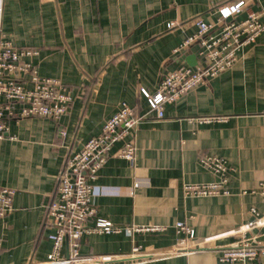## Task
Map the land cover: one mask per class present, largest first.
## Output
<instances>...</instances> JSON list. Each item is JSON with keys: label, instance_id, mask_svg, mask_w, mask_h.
Returning <instances> with one entry per match:
<instances>
[{"label": "crops", "instance_id": "crops-1", "mask_svg": "<svg viewBox=\"0 0 264 264\" xmlns=\"http://www.w3.org/2000/svg\"><path fill=\"white\" fill-rule=\"evenodd\" d=\"M234 1L1 0V38L37 48L32 63L38 74L60 81L71 102L57 121L7 122L0 186L14 195L0 219V264L45 263L51 245L45 211L57 195V174L121 102L140 117L124 138L136 147L135 159L131 165L117 156L121 140L112 144L88 180L95 211L86 223L105 219L121 230L83 234L80 255H109L117 261L108 264H125L137 247L133 257H140L132 264H218L223 247L240 237L264 242V224L249 212L261 214L264 204V32L239 48L230 68L164 104L162 118L139 94L141 87L153 93L164 73L188 65L184 55H194L197 64V45L180 55L173 50L195 32L194 19L215 23L218 5ZM262 11L264 0H244L234 19L253 12L264 21ZM168 22L173 25L166 27ZM203 153L227 163V195H182L184 184L216 180L197 162ZM177 222L193 231L182 246ZM154 225L164 229L132 235L122 230ZM61 251L68 253L66 238ZM241 264H264V257Z\"/></svg>", "mask_w": 264, "mask_h": 264}, {"label": "built area", "instance_id": "built-area-1", "mask_svg": "<svg viewBox=\"0 0 264 264\" xmlns=\"http://www.w3.org/2000/svg\"><path fill=\"white\" fill-rule=\"evenodd\" d=\"M243 5L244 0H236L232 4H219L215 23L194 19L195 32L186 36L173 51L180 55L192 45H197L196 56L199 62L194 66L181 65L167 71L159 78L156 89L151 94L145 88H139L140 96L146 99L148 110L156 113L157 118L163 117L164 104L175 101L186 91L230 68L235 62L239 48L250 44L260 32H264V21H259V15L256 13L250 12L243 20L234 19V14L240 12ZM261 14L264 15V11ZM172 25V22H168L166 27ZM38 54L39 50L34 47L12 46L10 42L3 40L0 34V139L8 135L9 120L39 117L57 121L66 113L71 102L60 81L38 74L37 66L32 63V58ZM139 119L131 107L121 102L117 111L102 123L100 133L84 141L80 150L67 158L56 177L57 195L47 205L45 211L51 228L49 234L51 245L44 264H108L117 261L109 255H80L77 251L78 240L86 233L120 232V228L105 219H96L91 226L86 224L95 211L91 199L94 190L88 180L96 177L110 147L119 140L122 143L118 146L117 156L132 165L136 147L132 141L124 138L130 134ZM219 119L223 117H202L195 120L202 122ZM197 162L210 171L216 180L184 184L181 188L182 195L184 197L227 195L229 191L226 184L230 169L224 159L203 153L198 155ZM241 192L246 193L245 190ZM255 192L254 189L248 191L250 194ZM13 195L12 188L0 186V219L11 210ZM249 212L257 217L259 223L261 221L264 224V204L261 214L254 208H250ZM174 227L175 231L184 235L179 240V246H182L192 237L193 231L183 222L175 223ZM163 229L160 225L122 228L127 235L137 231L154 232ZM65 238L68 253L63 254L61 247ZM138 251L137 247H133L131 254L135 255ZM133 254L127 258L129 260L125 264H132L138 260L140 256L135 258ZM259 256L264 257V242H256L253 236L240 237L238 241L223 247L218 264H241L245 261H254Z\"/></svg>", "mask_w": 264, "mask_h": 264}, {"label": "water", "instance_id": "water-1", "mask_svg": "<svg viewBox=\"0 0 264 264\" xmlns=\"http://www.w3.org/2000/svg\"><path fill=\"white\" fill-rule=\"evenodd\" d=\"M184 61L187 62L188 65L190 66H194L196 64V61L194 59V55H184L183 58H182Z\"/></svg>", "mask_w": 264, "mask_h": 264}]
</instances>
